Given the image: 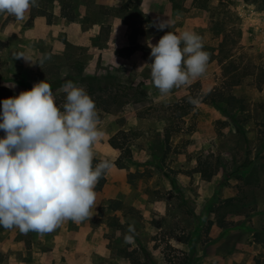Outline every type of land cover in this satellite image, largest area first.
Instances as JSON below:
<instances>
[{"label":"rangeland","instance_id":"374dc122","mask_svg":"<svg viewBox=\"0 0 264 264\" xmlns=\"http://www.w3.org/2000/svg\"><path fill=\"white\" fill-rule=\"evenodd\" d=\"M65 1L76 7L81 18L76 23L90 33L84 45L70 43L62 32L70 22L56 13L62 15ZM90 1L53 4L37 0L19 19L21 27L27 29L36 19L48 21L51 17L57 26L56 44L32 42L26 55L32 62L20 59L10 65L0 58V87L19 95L46 80L59 87L52 90L56 101L61 86L70 80L68 73L78 80L112 75L126 85H141L148 95L144 103L124 109L110 104L108 112L96 108L105 124L99 125L104 135L92 146L93 160H105L97 156L117 127L124 126L132 151L131 160L120 168L131 188L124 196L141 202L124 206V197L113 187L109 194L116 199L106 205L103 196L96 195L91 215L96 216V224H105L109 249L130 264H254L246 246L254 238L253 232L264 230V115L258 109L264 93L258 89L255 75L246 74L264 66V3L230 0L228 9H216L218 1L210 0L209 7L201 9L196 6L198 0H149L143 8L142 0H95L93 5ZM45 8L50 12L38 16ZM16 20L0 12V23L10 27ZM166 20L171 21L170 27L159 30L156 25ZM212 20L224 23L221 28L226 29L221 53H217L220 39L209 27ZM182 30L202 37L203 50L209 54L206 72L162 96L145 66L152 63L147 41L155 45L167 32ZM18 31L12 28L9 38ZM72 33L76 36L74 30ZM239 77L240 82L233 85ZM216 89L243 100L245 112L237 126L227 117L233 109L212 103ZM60 100L64 103L65 96ZM166 135H170L169 141ZM199 159L210 171L218 172L211 180L194 170ZM196 210L203 215L202 221ZM34 234L0 227V263L9 260V241H20L21 247L29 248ZM10 251L22 252L16 245ZM143 251L148 254L143 256ZM258 258L264 264V254ZM100 264L111 263L106 258Z\"/></svg>","mask_w":264,"mask_h":264},{"label":"clouds","instance_id":"9594fccd","mask_svg":"<svg viewBox=\"0 0 264 264\" xmlns=\"http://www.w3.org/2000/svg\"><path fill=\"white\" fill-rule=\"evenodd\" d=\"M36 5L37 0H0V12L19 20ZM147 46L152 63L145 66L162 96L206 72L209 54L194 31H169ZM15 58L32 62L22 53ZM59 91L65 94L62 105L46 80L0 101V227L50 233L64 221L88 219L95 209V186L113 166L107 159L93 165L92 146L104 135L98 110L71 80Z\"/></svg>","mask_w":264,"mask_h":264},{"label":"crops","instance_id":"0c3cea01","mask_svg":"<svg viewBox=\"0 0 264 264\" xmlns=\"http://www.w3.org/2000/svg\"><path fill=\"white\" fill-rule=\"evenodd\" d=\"M57 2L58 1L54 0L53 4H57ZM148 2L149 0H142V8L145 4H148ZM59 9H61V7H59ZM43 10H45V13L38 14V16L43 17L50 12L49 9L46 8ZM56 16L61 19L63 18L60 12L56 13ZM21 24V20H16L15 24H10V27L6 23H0V58L10 63V65H13V62L23 59H16L15 57L18 54L22 53L25 56L30 54V50L28 49L33 47L32 42L56 44L57 26L54 20L49 22L38 18L34 21L32 26L27 29L26 27H21ZM102 25L103 24H100L99 28L102 27ZM12 28L19 31L16 36L9 38L8 32ZM72 30L76 32V36L73 35ZM23 32L25 35H23ZM62 32L68 35V41L70 43L76 45L86 44L90 36L89 31L83 30L82 25H78L76 22L68 23V25L63 28ZM260 91L264 93V88ZM104 124L105 122H101L100 127H103ZM122 130H125L124 126L117 127V131L114 132L111 137ZM97 157L116 162L119 153L111 147L107 141L103 148V153L99 154ZM108 172L109 173L105 177L107 181H105L106 184H104L102 190L98 192L95 191L96 195L101 194L103 196V205L116 199V196L109 194L112 187L115 189L116 193L118 192V194L124 197V201L122 202L124 206L134 207L141 204L135 197L124 196L127 192L131 191V188L130 183L125 181V177L122 174L123 169L113 164ZM114 176H116V178H114ZM199 176L201 177L200 174ZM143 200L145 204L148 203L146 199ZM200 214L201 213H198L196 210L195 215L198 221H202L203 215L200 216ZM95 222L96 216L91 215L82 222H73L71 220L64 221L50 233L40 234L35 232L31 247L29 248L21 247L20 241H9L6 246L9 260L0 264H100L101 261L106 258H109L111 264H130V261H128L126 257L117 255L109 249L105 237V224H96ZM246 224H249V222ZM251 235L254 237L255 233L253 232ZM14 245L22 252L10 251V248ZM246 248H248V255L250 258L252 256L259 257L264 254V245L255 242V238L250 239V243H248Z\"/></svg>","mask_w":264,"mask_h":264},{"label":"trees","instance_id":"16d2710c","mask_svg":"<svg viewBox=\"0 0 264 264\" xmlns=\"http://www.w3.org/2000/svg\"><path fill=\"white\" fill-rule=\"evenodd\" d=\"M54 0H49V2H53ZM61 3V0H56ZM209 1L210 0H198L196 1V6L201 9H206L209 7ZM218 5L216 9H228V4L230 0H217ZM258 1H262L264 3V0H244L246 3H257ZM62 3V10L61 14L64 19H66L69 22H78L81 21V18H79L76 15V7L73 6L72 3ZM93 4H95V0L90 1ZM95 10V9H94ZM227 16L232 18L233 16L229 11L225 12ZM97 11L94 13V15L97 17ZM83 18V17H82ZM100 18H95L94 20L98 21L99 23H102V21L99 20ZM49 22L52 21L51 17L48 20ZM217 21L212 20L210 21V29L217 35L220 39V44L217 49V53H221L225 46V30L223 31L221 28V24L224 23H216ZM224 32V33H223ZM224 61V60H223ZM221 61V63L223 62ZM232 62L229 64L231 65ZM229 65H225L226 67H230ZM255 75L256 82L258 85V89L264 88V66L259 67L256 72L247 73L246 75ZM226 75V74H225ZM68 78L73 81L75 84L79 83L80 85L84 86V89L86 92L90 95V97L95 102L97 109H102L104 112L110 111L111 107L110 104L116 106L117 108H123L126 106H134V105H140L144 103L147 98V92L141 85H126L122 83L118 78L112 76V75H105V76H88V77H79V80L77 77L71 76L70 73H68ZM240 82V77L236 79L233 83V85H237ZM52 90L58 89L59 87L56 85L51 84ZM0 98L1 101L7 98H11L13 96H18L10 92L8 88L0 87ZM65 94L61 93L56 97V103L58 105L63 104L62 100H60L61 97H64ZM213 99L211 100L213 104L217 103H224L225 106H228L229 108L233 109L231 113H227V117L230 119V121L233 123V125L237 126L242 114L245 112L243 100L237 98L233 94L225 93L223 91H217V89L214 91ZM180 100H182L181 96L179 97ZM111 100L112 103L109 102ZM65 102V101H64ZM240 105V106H238ZM219 109V107H218ZM258 109L263 113L264 115V104H259ZM188 113V111H185V115ZM99 117H101V113H98ZM2 137L4 136V132L2 131ZM128 134L129 132L120 131L113 137L109 139V144L111 147H113L115 150L121 152V156L116 161V165L119 168H123L125 165V162H129L132 158V151L131 147L127 144L128 140ZM165 140H170V135L165 136ZM101 160L95 159L93 160V165L95 166L96 163L100 162ZM197 173L201 175V177L205 180H211L214 176L217 175V171H210L209 165L206 162H203L201 159L198 160V167L195 169ZM107 173V170L102 174L101 178L98 180V183L95 186V191H101L105 184V175ZM230 177L235 176L234 173L232 175H229ZM231 203V200L228 201ZM210 225H216V221H209ZM264 233V230H262L260 233L256 232L254 235L255 242L261 243L264 245V237L261 236V234ZM145 256L148 254L146 251H143ZM252 260L254 261V264H263L262 261L257 256H252ZM131 264H134L133 262Z\"/></svg>","mask_w":264,"mask_h":264}]
</instances>
